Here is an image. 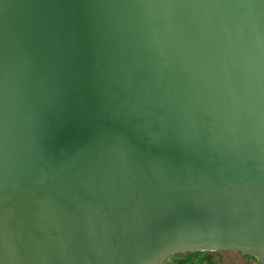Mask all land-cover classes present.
Returning a JSON list of instances; mask_svg holds the SVG:
<instances>
[{
	"label": "water",
	"instance_id": "95a60500",
	"mask_svg": "<svg viewBox=\"0 0 264 264\" xmlns=\"http://www.w3.org/2000/svg\"><path fill=\"white\" fill-rule=\"evenodd\" d=\"M264 264V0H0V264Z\"/></svg>",
	"mask_w": 264,
	"mask_h": 264
},
{
	"label": "clouds",
	"instance_id": "9594fccd",
	"mask_svg": "<svg viewBox=\"0 0 264 264\" xmlns=\"http://www.w3.org/2000/svg\"><path fill=\"white\" fill-rule=\"evenodd\" d=\"M186 246L187 245H184V244H175V245H172L170 247L160 250L156 254L153 260V264H169L171 255L177 251L183 250V248Z\"/></svg>",
	"mask_w": 264,
	"mask_h": 264
},
{
	"label": "snow or ice",
	"instance_id": "6c2138e0",
	"mask_svg": "<svg viewBox=\"0 0 264 264\" xmlns=\"http://www.w3.org/2000/svg\"><path fill=\"white\" fill-rule=\"evenodd\" d=\"M172 255H173V254H172ZM172 255H171V256H172Z\"/></svg>",
	"mask_w": 264,
	"mask_h": 264
}]
</instances>
